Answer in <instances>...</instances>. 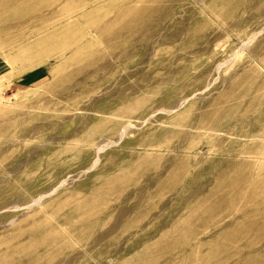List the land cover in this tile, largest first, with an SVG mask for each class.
<instances>
[{
	"label": "rangeland",
	"instance_id": "1",
	"mask_svg": "<svg viewBox=\"0 0 264 264\" xmlns=\"http://www.w3.org/2000/svg\"><path fill=\"white\" fill-rule=\"evenodd\" d=\"M0 264H264V0H0Z\"/></svg>",
	"mask_w": 264,
	"mask_h": 264
}]
</instances>
